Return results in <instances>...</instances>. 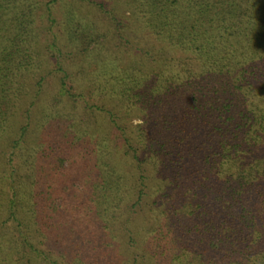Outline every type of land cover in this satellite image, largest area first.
Instances as JSON below:
<instances>
[{
	"label": "trees",
	"instance_id": "16d2710c",
	"mask_svg": "<svg viewBox=\"0 0 264 264\" xmlns=\"http://www.w3.org/2000/svg\"><path fill=\"white\" fill-rule=\"evenodd\" d=\"M121 1L0 0V264H264V0Z\"/></svg>",
	"mask_w": 264,
	"mask_h": 264
},
{
	"label": "rangeland",
	"instance_id": "374dc122",
	"mask_svg": "<svg viewBox=\"0 0 264 264\" xmlns=\"http://www.w3.org/2000/svg\"><path fill=\"white\" fill-rule=\"evenodd\" d=\"M116 1H117V4H118L117 6H118L119 12L121 14H123V13L125 14L126 13V6H125L124 2H122L121 0H116ZM84 10L87 11L85 8L83 9V11ZM113 44H115V46H117V45H119V41L118 42H114ZM129 46L130 45L128 44L127 47H129ZM130 54L131 55H129V51L123 52V57L125 59V62L128 61V60H130V58H131L130 56L137 55V51L132 50L130 52ZM78 62H79V59L78 58L73 59L72 56H68V64H74V65H76ZM74 67H76V66H74ZM54 88H55V83H51L50 82L49 85H48V87H46V89H44L43 94L40 95L39 103H37V105H40V107H41L42 104L46 103V101L49 99V97L52 95V93H54L53 92ZM105 105L108 108L111 107V104L110 103H106ZM35 109H36V105H35ZM104 116H106V115H102L101 116L102 118H100L101 121L99 120L100 122H97L98 124H100V126H102L101 128H103V129L106 127V125H105V123H104V121L102 119H104L105 121H107V117H104ZM131 116H132L131 119H132L133 123L139 122V113L134 112V113L131 114Z\"/></svg>",
	"mask_w": 264,
	"mask_h": 264
}]
</instances>
